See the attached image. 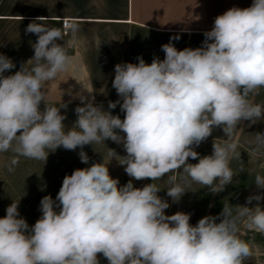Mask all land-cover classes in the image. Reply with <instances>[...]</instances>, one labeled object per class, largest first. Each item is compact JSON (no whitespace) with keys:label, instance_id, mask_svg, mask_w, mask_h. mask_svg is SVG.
Masks as SVG:
<instances>
[{"label":"clouds","instance_id":"obj_1","mask_svg":"<svg viewBox=\"0 0 264 264\" xmlns=\"http://www.w3.org/2000/svg\"><path fill=\"white\" fill-rule=\"evenodd\" d=\"M25 33L37 40L19 71L5 75L16 65L0 54V153H12L8 171L20 157L46 162L61 147L79 148L88 164L84 147L111 140L126 155L113 149L108 155L119 157L132 179L121 186L103 161L76 169L65 175L55 199H41L42 215L31 226L13 201L0 218V264H100L101 254L108 264H245L252 251L239 226L264 234V195L249 196L245 205L224 204L218 215L193 225L190 213L166 214L170 203L158 195L156 181L168 177L173 203L192 184L218 194L233 183L231 162L241 161L234 133L244 121L264 120V104L250 99L264 89V0L218 15L200 47L178 50L177 35L161 46L163 60L148 64L138 56V63L115 65L112 87L120 100L109 101L108 110L94 96L69 91L80 100L70 128L61 112L68 104H50L45 87L72 65L64 32L36 17ZM118 104L123 119L112 114ZM217 128L225 139L201 156L195 148ZM253 143L254 151H264V133ZM146 179L152 182L134 186L133 180ZM254 183L264 189V176L256 174Z\"/></svg>","mask_w":264,"mask_h":264},{"label":"rangeland","instance_id":"obj_2","mask_svg":"<svg viewBox=\"0 0 264 264\" xmlns=\"http://www.w3.org/2000/svg\"><path fill=\"white\" fill-rule=\"evenodd\" d=\"M54 1L61 4L63 2V0ZM96 1L101 2L102 0ZM103 1L106 3L108 0ZM110 1L122 7L121 9L126 3V0ZM133 2L135 21L145 23L150 27L137 24L129 26L130 47L127 62L138 63L137 57L142 56L144 61L150 64L154 57L164 59L165 54L161 50V46L169 43L170 38L177 35L180 36V39L172 40V43L178 50H183L186 47L193 49L200 47L205 39L203 33L213 27L214 19L218 15L234 6L250 7L253 0H133ZM186 29L193 31L186 32L184 31ZM250 99L254 103L264 104V89H260L258 95H251ZM100 104L105 110H108L107 103ZM77 105L80 104H68L67 109H61L62 114L66 115L64 124L68 128L77 119L74 111ZM43 107L41 106L42 109ZM111 111L113 115H119L123 119L124 113L120 111L119 104ZM256 133H264V120L254 124L244 121L236 129L233 139L239 145L240 159L245 170L239 172L241 161L233 160L231 167L237 175L233 177V183L227 185L225 190L218 194L209 192L207 188H203L199 184H192L181 200L178 203H173L171 198L166 195V188L170 186L168 177L156 181L157 185L162 188L158 195L170 203V207L165 210L166 214L172 215L177 211L190 213V223L195 225L199 219L206 215H218L224 204L245 205L249 196L264 195V189H258L254 183L256 174L264 176V151L259 153L254 151L253 142ZM224 139L222 129L217 128L206 141L195 148V151L201 156L211 155L214 140L222 142ZM104 143L84 147L83 150L90 158L88 164L81 162L78 156L79 148L71 151L61 147L55 152H50L46 162L20 157L19 163L12 172L8 171L12 153H0V218L6 215V208L13 201L19 202L20 216L25 218L30 226L34 225L42 215L39 210L41 199L46 195H51L55 199L65 175L72 174L76 169L89 167L92 163L103 161L108 164L110 175L113 178H118L121 186L126 184L132 178L125 173L124 166L119 164L120 158L112 159L108 155L109 149H113L118 156H125L126 152L123 146L111 140H106ZM189 162L197 163L198 161L189 159ZM151 182L147 179L133 180L135 187H143ZM255 203L256 201H253V204ZM260 204L264 207V200H261ZM239 227L238 235L241 239L245 235H249L247 243L252 251V255L245 261V264H264V237L261 236V233L249 230L244 223H241ZM98 258L100 264H108L102 254Z\"/></svg>","mask_w":264,"mask_h":264},{"label":"crops","instance_id":"obj_3","mask_svg":"<svg viewBox=\"0 0 264 264\" xmlns=\"http://www.w3.org/2000/svg\"><path fill=\"white\" fill-rule=\"evenodd\" d=\"M121 8L110 0L106 3L103 0H63L62 4L54 0H0V54L11 58L16 65L5 75L19 71L21 64L34 56L32 44L37 36L25 33L30 22L36 17H47L49 27L63 31L61 21L67 18L73 20L77 29L74 32L71 29L61 41L72 57V65L46 84L48 102L80 104L69 91L82 92L89 98L94 96L96 104L120 100L112 81L115 65L128 63L129 26L150 27L135 21L133 0H126Z\"/></svg>","mask_w":264,"mask_h":264},{"label":"built area","instance_id":"obj_4","mask_svg":"<svg viewBox=\"0 0 264 264\" xmlns=\"http://www.w3.org/2000/svg\"><path fill=\"white\" fill-rule=\"evenodd\" d=\"M72 25H73V20L67 19V18L62 20V29H63L64 34L69 33Z\"/></svg>","mask_w":264,"mask_h":264},{"label":"water","instance_id":"obj_5","mask_svg":"<svg viewBox=\"0 0 264 264\" xmlns=\"http://www.w3.org/2000/svg\"><path fill=\"white\" fill-rule=\"evenodd\" d=\"M248 239H249V235H245V236L242 238V240H245L246 242L248 241Z\"/></svg>","mask_w":264,"mask_h":264},{"label":"bare ground","instance_id":"obj_6","mask_svg":"<svg viewBox=\"0 0 264 264\" xmlns=\"http://www.w3.org/2000/svg\"><path fill=\"white\" fill-rule=\"evenodd\" d=\"M63 20V19H62ZM132 21V20H131ZM185 31H188V32H192V30H185Z\"/></svg>","mask_w":264,"mask_h":264},{"label":"trees","instance_id":"obj_7","mask_svg":"<svg viewBox=\"0 0 264 264\" xmlns=\"http://www.w3.org/2000/svg\"><path fill=\"white\" fill-rule=\"evenodd\" d=\"M148 29H149V28H148ZM150 30H152V29H150ZM170 33H171V32H170ZM261 236L264 237V234H261Z\"/></svg>","mask_w":264,"mask_h":264}]
</instances>
